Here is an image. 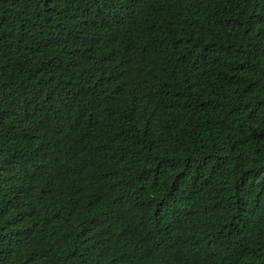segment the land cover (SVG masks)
<instances>
[{
	"label": "trees",
	"instance_id": "1",
	"mask_svg": "<svg viewBox=\"0 0 264 264\" xmlns=\"http://www.w3.org/2000/svg\"><path fill=\"white\" fill-rule=\"evenodd\" d=\"M162 209L264 241V0H0V264H169Z\"/></svg>",
	"mask_w": 264,
	"mask_h": 264
},
{
	"label": "clouds",
	"instance_id": "2",
	"mask_svg": "<svg viewBox=\"0 0 264 264\" xmlns=\"http://www.w3.org/2000/svg\"><path fill=\"white\" fill-rule=\"evenodd\" d=\"M244 17L245 16L240 13L234 15V18L238 23H241ZM153 217L157 223V226L161 228L165 233V236H167L165 247L168 243L172 244V247L170 248L171 253L166 255L167 258L165 261L169 264H188L193 256L194 251L196 250L195 244L185 241L183 236L177 237L175 235L173 230L174 222L169 210L162 209L155 211ZM227 234H234V236L231 238V242L228 241L227 243V253L236 254L239 252V250H236L239 248V246L246 244L253 245V249L249 252H246L247 258L245 257V262L247 261L249 264L259 263L261 258L256 256V251L263 246L264 241L257 238L256 232L246 228H240L232 229L228 231ZM172 235L176 236L175 239L168 242ZM0 258H2L1 255Z\"/></svg>",
	"mask_w": 264,
	"mask_h": 264
}]
</instances>
